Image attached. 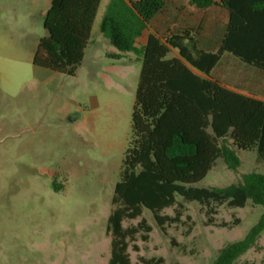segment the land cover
Returning a JSON list of instances; mask_svg holds the SVG:
<instances>
[{
	"label": "rangeland",
	"instance_id": "rangeland-1",
	"mask_svg": "<svg viewBox=\"0 0 264 264\" xmlns=\"http://www.w3.org/2000/svg\"><path fill=\"white\" fill-rule=\"evenodd\" d=\"M51 1L0 0V264H109L110 201L131 136L141 62L103 38L100 23L110 0H102L75 77L34 67ZM166 1L169 7L144 32L139 47L148 34L173 29L178 9L188 3ZM116 54L123 58L107 57ZM169 57H178L177 51ZM236 152L237 171L219 159L194 186L225 188L244 174H264V160L255 152ZM178 200L191 230L189 224L177 225L164 234L145 209L153 232L148 243L138 241L139 254L131 251L134 263L144 256L162 258L163 264H210L225 245L243 240L263 214L251 201L244 208L224 205L208 226L204 207ZM163 214L172 216L174 208ZM245 261L264 264V232L256 248L240 257Z\"/></svg>",
	"mask_w": 264,
	"mask_h": 264
},
{
	"label": "trees",
	"instance_id": "trees-1",
	"mask_svg": "<svg viewBox=\"0 0 264 264\" xmlns=\"http://www.w3.org/2000/svg\"><path fill=\"white\" fill-rule=\"evenodd\" d=\"M101 2L52 0L33 66L75 77ZM168 7L166 0H110L100 23V32L111 46L121 54H135L141 62L131 136L110 201L109 264H163L162 258L144 256L134 263L131 251L139 254L138 241L148 243L153 232L143 217L145 209L164 234L172 226L191 222L179 197L204 207L208 226L215 225L221 206L244 208L251 201L263 207L260 220L245 238L225 245L210 263L253 264L239 259L256 248L264 232V174H244L240 183L225 188L194 185L206 178L219 159L237 171L241 160L236 150L255 152L264 160V101L245 93L240 83L230 87L220 74L226 54L264 72V24L254 20L259 13L264 15V0H188L186 8L178 9L173 29L148 34L139 47L138 40ZM220 9L229 19L221 45ZM210 17L216 48L203 41ZM172 50L178 57H169ZM121 54L107 57L120 61ZM168 208H174L172 216L163 214ZM239 223L236 220L233 225ZM188 226L189 232L192 226Z\"/></svg>",
	"mask_w": 264,
	"mask_h": 264
},
{
	"label": "crops",
	"instance_id": "crops-1",
	"mask_svg": "<svg viewBox=\"0 0 264 264\" xmlns=\"http://www.w3.org/2000/svg\"><path fill=\"white\" fill-rule=\"evenodd\" d=\"M218 14H219V44L221 45L226 34L229 19H228V13L223 9H220L218 11ZM254 20L255 23L264 24V15L259 13V15H257V17H255ZM207 21H208L207 23L208 27L205 33L204 43L208 46L212 45L216 48L217 41L215 38H212L209 28V25L212 24L213 19L210 17L208 18ZM104 39L107 40L106 38ZM220 74H221L222 82L227 83L230 87H233L236 83H240L244 87L245 93L256 95L264 101L263 71H259L253 68L252 66H249L241 62L239 59H236L233 56L226 54L225 60L222 61L220 66Z\"/></svg>",
	"mask_w": 264,
	"mask_h": 264
}]
</instances>
